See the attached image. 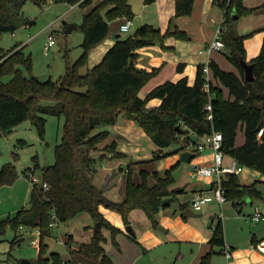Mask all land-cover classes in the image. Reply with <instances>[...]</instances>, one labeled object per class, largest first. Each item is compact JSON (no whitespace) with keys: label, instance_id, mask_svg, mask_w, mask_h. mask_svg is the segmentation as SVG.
I'll list each match as a JSON object with an SVG mask.
<instances>
[{"label":"trees","instance_id":"trees-1","mask_svg":"<svg viewBox=\"0 0 264 264\" xmlns=\"http://www.w3.org/2000/svg\"><path fill=\"white\" fill-rule=\"evenodd\" d=\"M30 1L40 5L44 0ZM50 1L70 6L76 3L84 5L89 0ZM154 1L145 0V3ZM174 1L175 16L190 14L194 0ZM25 2L0 0V34L14 32L20 26L17 15ZM217 4L224 11L220 24V38L224 43L222 51L239 74L225 71L215 61H209V73L216 84L209 80L207 90L204 89L202 65H199L192 85H188L186 78L176 82L165 81L143 98L139 96L140 90L157 75L159 69L150 72L137 69L136 51L156 42L162 43L167 36L186 38L177 29L168 28L162 33L149 24L119 36L100 63L81 72L86 66L89 50L108 35V23L120 17L132 20L128 0H103L83 16L80 24L83 33L81 53L74 62L65 61V71L56 80L33 79L31 57L24 55L21 48L16 50L18 45L8 50L0 49V135L10 133L30 113L42 138L45 128L43 115L63 117L62 135L54 147V162L39 170L48 189L31 188L27 206L18 210L13 218L0 222V232L7 224L13 229V242L19 239L18 232L22 228L39 231L37 264L48 260L44 257L47 245L43 237L51 234L52 229L48 226L51 212L55 213L58 224L82 213L87 214L92 222L87 227L92 232L87 241H73V236H67L66 250L73 264H113L106 245L117 247V236L122 232L103 216L100 207L120 214L125 226L129 225L131 211L140 209L151 225L157 227L156 215L162 208V202L175 197L176 190L170 189V186L174 183L172 173L179 164L165 170L162 175L142 169L138 183L132 181L128 169L125 195L120 202L109 200L89 181L85 171L95 172L97 165L106 157L104 154L92 156V152L106 151L112 154V158L123 156L116 151L115 141L106 142L110 133L108 127L115 125L119 117L141 127L146 137L159 148L153 160L173 151H182L201 136L220 132L221 150L225 155L239 165L264 175V39L258 55L249 62L253 66V79L246 82L240 61L245 60L244 39L250 34L237 35L234 29L238 17L258 8H245L242 0H221ZM32 23V20L24 19L22 25ZM22 69H26L28 74L25 75ZM221 86L227 89L228 96H225ZM80 88L84 90L79 91ZM152 98L160 99V103L149 108L147 103ZM42 100L54 103L41 105ZM208 104L210 110L206 109ZM209 114L211 118H208ZM238 127L243 129L244 137L239 146L236 145ZM33 161L36 171L37 161L35 158ZM150 174L153 178L151 184L148 183ZM15 177L14 166L3 165L0 186L11 184ZM221 186L227 201L236 209L242 207L246 197L264 201L255 182L242 185L236 174H226ZM129 237L134 239L132 235ZM208 242L211 248L221 247L223 250L224 233L220 220L214 224ZM213 253L214 250L206 253L199 264H210ZM51 257L54 264H62L57 253H51Z\"/></svg>","mask_w":264,"mask_h":264},{"label":"crops","instance_id":"crops-1","mask_svg":"<svg viewBox=\"0 0 264 264\" xmlns=\"http://www.w3.org/2000/svg\"><path fill=\"white\" fill-rule=\"evenodd\" d=\"M102 1L103 0H89L88 3L84 5L78 3L77 7L73 10H69V6L67 5L68 8L65 12L57 16L55 20H57V22L62 21L70 12L81 7L82 12H80V21L71 19L69 23L64 22L63 24L65 29L68 25L69 33L80 28V22L83 16ZM217 1L221 0H194L190 14L175 16L174 0H155L150 4H146L145 0H128L130 6L141 4V6L136 9L137 13L133 14L132 26L136 24L137 28L140 25L149 24L159 29L162 33L168 28H171L177 29L186 35V38L183 39L167 36L163 39L162 43L156 42L152 45L141 47L136 51L138 53V58L135 63L137 69H144L148 72L152 69H159L157 75L140 90V97L143 98L152 88L165 81L176 82L182 78H186L188 85H192L195 80L197 67L212 60L215 61L221 69L239 74L237 68L226 59L223 51H213L208 56L200 52L207 43L212 41L217 27L222 22L224 11L217 4ZM242 4L248 9L258 8L248 15L238 17L234 26L237 35L251 34L244 39L245 61L249 63L258 55L262 39H264V0H242ZM235 16L234 14V17ZM124 20V17H120L108 23V35L102 42L89 50L86 66L81 69L82 73L86 69H90L100 63L104 54L114 45L116 39L123 35V33L119 32V25ZM32 21L34 23V20ZM65 32L67 33L66 30ZM117 34L120 35L117 37ZM20 47L19 45V48ZM208 77L213 84H216L211 72ZM221 89L225 96H228L227 89L223 86H221ZM159 103L160 99L152 98L148 101L147 107H155L158 106ZM125 123L126 122H123L120 126L117 124L113 125V127L120 129L121 127H123V129H130L132 127V136H134L132 137V141L125 138L127 145H123L121 148H117L116 144V151H122L121 153L123 156L112 158V154L106 151L92 152V156L104 154L106 157L97 165L95 172L85 171L89 181L113 202H120L124 198L126 175L128 169L131 171L130 165L132 163L136 164L138 171L140 168L149 165L151 168L149 172L157 171L162 175L165 170L171 169L177 164L181 165L179 156L182 151H190L195 154L191 161L185 164L186 166L184 164L182 165L180 176L177 180H174V183L170 186V189L176 190V195L173 197L174 200L162 206L156 215L158 226H160L162 230L151 225L144 211L140 209L131 211L132 237H134V240L136 236L139 237L137 242H132V253L134 255L132 257V264L142 259L143 256L146 255L147 249L151 248L167 252L165 257L173 260V264H199L200 259L206 253L214 250L210 258V264H219L216 258L214 259V255L219 254L221 257H224L222 248H211L208 241L212 233L205 229L201 220L198 219L201 222L200 227H195L194 225L196 217H201L204 222L209 220L211 223L213 222L215 224L217 222L215 215L219 214L218 211L223 213L219 220L223 227L224 245L231 249L232 254L230 259L224 257L225 260L222 264H264V226H261L262 228H259L260 230L258 227L250 229L249 232L241 234V238L240 236H233L228 226V222L232 215H234L233 218L238 219L242 207L236 209L230 201L219 205L214 200H211L207 202L199 212H195L191 209L189 203L190 193L192 191H209L212 187V180L191 178L190 164H212V150L206 148L203 151H196L186 146L182 151H173V153L169 155L153 160V155L159 151V148L154 145L150 138L145 136L140 127L136 126L134 122L128 121L129 124L127 125ZM133 132L135 134H133ZM243 138V129L238 127L236 134L237 146L243 143ZM231 159L232 157L225 155L224 161L225 163H229ZM178 167L174 171H176ZM238 179L239 183L242 185L255 182L256 188L261 192L262 197H264V175L255 170L243 167L241 173L238 174ZM133 180L135 183L139 182V179L137 176L135 177V175H133ZM258 201L262 200L258 199ZM248 204L251 207L249 216L254 212L255 207L258 209L260 208L259 210L264 214V205L259 206L255 204L253 200H249ZM100 211L110 223L122 231L120 234L121 240L118 242L120 243L119 246H106L107 250L110 248V250H108L110 254L117 252L118 255H120L119 257H121L124 254L121 242L125 243V245L128 244L129 242L127 241L130 234L125 231V225L119 215L115 216L112 211L104 207H100ZM112 216L116 219L114 218L115 220H112ZM76 217H82L83 220L87 222L82 227V233H80L78 238L83 241L89 239L92 234L91 230L87 229V227L90 226L89 216L82 213ZM262 221H264V218L258 223ZM68 234L73 235L74 240L77 241L70 227ZM171 243H174V245L178 243L177 250L173 245L172 247L174 248L170 249ZM183 243L186 244L185 247L181 246ZM67 257L68 253L66 252V256L61 259H66ZM113 264L115 263L113 262Z\"/></svg>","mask_w":264,"mask_h":264},{"label":"rangeland","instance_id":"rangeland-1","mask_svg":"<svg viewBox=\"0 0 264 264\" xmlns=\"http://www.w3.org/2000/svg\"><path fill=\"white\" fill-rule=\"evenodd\" d=\"M67 8L68 6L65 3H53L46 0L38 5L30 0H26L17 15V21L20 26L14 32H4L0 34V49L8 50L12 46L18 45V47H16L17 50L20 45L24 55H30L31 57L30 73L32 76H36L40 81H45L48 78L52 80L58 79L65 71V61L68 60L72 63L79 57L81 53L80 44L83 38V33L80 28L66 33V29L63 27V22L69 23L71 19L80 21V12H82L81 7L76 8L62 21L57 22V24L51 27L56 17L65 12ZM24 19L34 20V23L22 26ZM135 29L136 24L131 26L129 31L132 32ZM51 32L55 38V45L44 54L43 45L48 34ZM127 33H123V35ZM22 71L25 75L28 74L26 69H22ZM78 90L83 91L84 89L80 88ZM40 103L41 105H52L54 102L51 100H42ZM43 116L45 118V128L42 138H40L37 128L33 124L30 113L26 116L24 121L18 124L10 133L0 135V169L3 165L9 164L14 166L16 172L15 180L11 184L0 186V222L8 217L13 218L18 210L27 206L29 193L32 187L25 176V172L30 167L34 166L33 159L35 158L37 161L38 168L35 171L37 175H39V170L41 168L51 165L54 162V147L55 144L60 141L62 135L63 117L50 114ZM123 122H126V125L129 124L128 120L126 121L122 117L118 118L116 124L120 126ZM136 126L138 125L136 124ZM108 129L110 133L106 142L115 141L117 148L127 145L125 138L132 141V137H134L132 136V127L130 129H123V127H121L120 129L109 126ZM140 129L142 130L141 127ZM133 134L135 133L133 132ZM20 141L22 143H19ZM173 147L176 148V146ZM118 152L121 153L122 151ZM118 157H121V155ZM130 166L131 179L133 182V175H135V177L137 176L140 181L139 171L141 169L151 170L149 165L140 168L139 171L135 163H132ZM152 181L153 178L150 174L148 176V183L151 184ZM249 200H253L255 204L259 206L264 205V201L246 197L242 205V211L238 215V219L233 218L234 215H232L228 222L233 236H240L241 234L249 232L250 229L257 227L259 229L262 228L261 226H264V221L255 223L250 219L249 213H251V207L248 204ZM110 211H112L115 216L119 215L120 218H122L117 212L113 210ZM218 213L219 216L222 217L223 213H221V211H218ZM114 218L115 217L112 216V220L116 219ZM198 219L202 221L205 229L212 233L213 227L211 226V222L209 220L204 222L201 217L195 218V227L201 226V222ZM131 221L132 213H130L129 217L130 227ZM86 223L87 222L84 221L82 217H74L66 223H59L58 227L51 228V234L43 237V241L47 245V251L44 257L48 260L40 264H54L51 253H57L60 258L66 256L67 251L64 243L67 240V236L70 235L68 234L69 227L76 236L77 241H83L79 239L78 236L82 233V227ZM91 224L92 222L90 220V225ZM18 237L19 239L13 242V229L8 224L3 227L2 232H0V264H22L21 262L23 260L28 261L27 264H37L38 248L31 243V240H37V238H39L38 230L22 228L18 232ZM120 238V235H118V242L121 240ZM138 239V236L135 237V240L129 237L127 241L129 243L126 245L121 242L124 253L121 257H119L120 255H118L117 252L110 254L108 251L110 248H108L107 251L112 261L115 264H132V257L134 256L132 253V242H137ZM72 240L75 241L74 237ZM119 244L120 243H118V246ZM172 245L177 250L178 243H175V245L171 243L170 249L174 248ZM106 246H109V244ZM181 246L185 247L186 244L183 243ZM166 253L165 251L163 252L162 250L154 248L147 249L146 255L135 264H173V260L165 257ZM215 258L219 264H222L225 260L224 257H221L219 254L214 255V259Z\"/></svg>","mask_w":264,"mask_h":264},{"label":"built area","instance_id":"built-area-1","mask_svg":"<svg viewBox=\"0 0 264 264\" xmlns=\"http://www.w3.org/2000/svg\"><path fill=\"white\" fill-rule=\"evenodd\" d=\"M78 3L69 6V10H73L77 7ZM57 24V20L52 23L51 27ZM132 26V20L125 19L119 25V32L126 33L129 32ZM53 30V29H52ZM221 26L219 25L215 31L214 37L211 42L207 43L204 48L200 52H203L207 56L210 55L213 51H222L224 48V43L220 38ZM55 45V38L53 33L48 34L45 43L43 45L44 54H46L53 46ZM202 70L204 73L205 83L204 89L207 90L208 82H209V66L208 62L202 64ZM206 109L210 110V105H206ZM208 118H211V115H208ZM222 145V134L220 132H213L208 135H204L198 138L197 142H190L187 146L196 151H203L206 148H210L212 150V159L213 162L210 165H200L197 163L190 164V177L191 178H201V179H211L212 187L209 191H192L189 195V203L191 209L195 212H199L202 210L203 206L214 200L217 204L222 205L227 201L225 193L222 189L221 182L223 178H225L226 174H240L243 170V166L239 165L234 159H231L229 163H225V154L221 150ZM25 176L27 177L29 183L32 188H40L42 190L48 189V184L44 180H42L40 174L37 175L34 171L33 167H30L26 172ZM250 219L254 222H259L262 218H264V214L255 207L254 212L249 216ZM217 221L220 219L219 214L215 215ZM48 226L50 228L58 227L57 218L54 212L50 213ZM214 227V223L212 224ZM39 232V231H38ZM31 243L38 248L39 238L37 240L32 239ZM222 253L226 259H230L231 249L224 245ZM62 264H73L69 259V256L66 259H61Z\"/></svg>","mask_w":264,"mask_h":264},{"label":"water","instance_id":"water-1","mask_svg":"<svg viewBox=\"0 0 264 264\" xmlns=\"http://www.w3.org/2000/svg\"><path fill=\"white\" fill-rule=\"evenodd\" d=\"M140 6H141V4H135V5H132V6H131L132 13H133V14H136V13H137V10H136V9H138ZM63 24H64V22H63ZM67 27H68V26H66V31L68 32V28H67ZM119 35H120V34H117V37H118ZM240 64H241V66H242V68H243V71H244V81L247 82V81L252 80V79H253V73H252V68H253V66H252V64L246 62L245 60H241V61H240ZM32 77H33V79H37L36 76H32ZM194 156H195V154L192 153V152H190V151H182V152L180 153V156H179V162L181 163V165H179L178 169L172 173V176H173V179H174V180H177L178 177L180 176V173H181V171H182V165H183V164H184V165H185V164H188ZM173 200H174L173 197L167 198V199H165V200L162 202L161 205H162V206L167 205V204H169L170 202H172ZM187 210H188V209H187ZM189 211H190V210H189ZM184 214L186 215L185 212H184ZM96 227H97V224L95 223V224H94V227H93L94 232L96 231ZM157 228L160 229V230H162V228H161L160 226H157ZM125 231H126L128 234L133 235V231H132V228L130 227V225L125 226ZM21 263H22V264H27L28 261L23 260Z\"/></svg>","mask_w":264,"mask_h":264}]
</instances>
